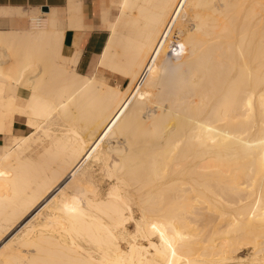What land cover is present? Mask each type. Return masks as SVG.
<instances>
[{
  "label": "bare ground",
  "instance_id": "1",
  "mask_svg": "<svg viewBox=\"0 0 264 264\" xmlns=\"http://www.w3.org/2000/svg\"><path fill=\"white\" fill-rule=\"evenodd\" d=\"M116 5L124 86L63 51L82 0L0 31V264H264V0Z\"/></svg>",
  "mask_w": 264,
  "mask_h": 264
},
{
  "label": "crops",
  "instance_id": "2",
  "mask_svg": "<svg viewBox=\"0 0 264 264\" xmlns=\"http://www.w3.org/2000/svg\"><path fill=\"white\" fill-rule=\"evenodd\" d=\"M67 0H0V31L3 30H22L29 26L28 15L38 14L42 11V7L55 8L58 11L60 23L66 24V16L62 10L66 6ZM84 19L82 21V30H73L67 28L63 35V51L70 54L67 50L79 52L76 62L73 66L74 71L81 76L106 75L99 66L101 54L110 36V30L102 22H99L102 12L106 13L110 20L115 19L120 14L118 0H82ZM107 8V10H106ZM104 9V10H103ZM103 10V11H102ZM46 11V12H47ZM101 14V15H100ZM106 26V28H105ZM74 44V45H73ZM72 46V47H70ZM77 49V50H76ZM72 53V52H71ZM110 76L120 78L127 84V78L119 74H111L107 76L109 84ZM111 85H121L114 79ZM121 85V86H124ZM13 134H26L30 128L26 125L23 115H15L11 126ZM5 135L0 133V145L7 142Z\"/></svg>",
  "mask_w": 264,
  "mask_h": 264
},
{
  "label": "rangeland",
  "instance_id": "3",
  "mask_svg": "<svg viewBox=\"0 0 264 264\" xmlns=\"http://www.w3.org/2000/svg\"><path fill=\"white\" fill-rule=\"evenodd\" d=\"M119 1V0H118ZM62 12H63V10H62ZM114 20V19H113ZM62 25V24H61ZM63 26V25H62ZM28 28V27H27ZM27 28H24V29H27ZM106 74V73H105ZM107 76H109V74H106V75H98V77H100V78H103V79H106L107 80ZM114 79L115 80H117L118 82H120V84L121 85H124L125 84V81H122L120 78H117V77H112V76H110V78H109V82L111 83V84H113L115 81H114ZM130 228H132V226L130 227ZM247 249L246 248H241L240 249V251H239V253H238V256H242V257H246L247 256Z\"/></svg>",
  "mask_w": 264,
  "mask_h": 264
},
{
  "label": "water",
  "instance_id": "4",
  "mask_svg": "<svg viewBox=\"0 0 264 264\" xmlns=\"http://www.w3.org/2000/svg\"><path fill=\"white\" fill-rule=\"evenodd\" d=\"M41 10H43V11H47L48 8H47V7H42Z\"/></svg>",
  "mask_w": 264,
  "mask_h": 264
}]
</instances>
